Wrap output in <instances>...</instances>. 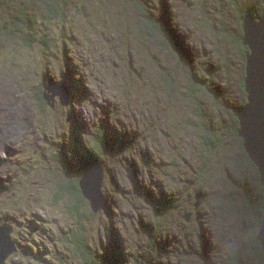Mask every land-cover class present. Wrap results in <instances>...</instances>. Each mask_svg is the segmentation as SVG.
Segmentation results:
<instances>
[{
  "label": "rangeland",
  "instance_id": "374dc122",
  "mask_svg": "<svg viewBox=\"0 0 264 264\" xmlns=\"http://www.w3.org/2000/svg\"><path fill=\"white\" fill-rule=\"evenodd\" d=\"M1 1L0 26L30 21L34 44L0 43V263L82 264L66 242L82 217L94 264H264V186L235 116L264 0L259 15L258 0H53L59 16ZM104 130L106 208L82 193L72 216L56 184Z\"/></svg>",
  "mask_w": 264,
  "mask_h": 264
},
{
  "label": "water",
  "instance_id": "95a60500",
  "mask_svg": "<svg viewBox=\"0 0 264 264\" xmlns=\"http://www.w3.org/2000/svg\"><path fill=\"white\" fill-rule=\"evenodd\" d=\"M254 19L252 16H248L244 21L245 35L242 41L249 50L244 77V88L248 93V100L237 113L241 121V130L238 135L244 137L245 143L243 145L247 150V156L259 169L260 180L264 185V12L258 18L259 24L255 25ZM95 170H98L99 174ZM102 174L104 175L100 165L85 167L80 182L83 195L95 209L98 208L94 205H102L103 203L102 208H106L101 194ZM92 188L96 189L97 192H94ZM262 211L259 221L260 233L257 240L261 242L264 254V205ZM0 235H4V232L1 231Z\"/></svg>",
  "mask_w": 264,
  "mask_h": 264
},
{
  "label": "trees",
  "instance_id": "16d2710c",
  "mask_svg": "<svg viewBox=\"0 0 264 264\" xmlns=\"http://www.w3.org/2000/svg\"><path fill=\"white\" fill-rule=\"evenodd\" d=\"M0 2L2 3L1 0H0ZM239 4H240V0H239ZM48 5H49V7H47L46 10L48 12H51V14L53 16H59L61 14V12H58V5H56L53 0H51L50 3L48 2ZM248 9L250 10V12H253L256 15L261 14L263 11L262 0H258L255 4H253L252 6H249ZM65 13H66V11H65ZM53 16H51V17H53ZM16 20L18 22H12V25H10V23H8V24H3L2 26H0V43L2 41H12V42L15 41L16 42V40H19L17 42L22 43V45L24 47V48L21 47L22 49H25V48L31 49L33 47V44H34V42L32 40V37H33L32 33L28 32L24 29V27H26V26H31V22L30 21L24 22V20L20 16H18ZM160 31L161 32H159V33L162 36H164L165 34H164V32H162L161 27H160ZM240 45H241V48H240ZM238 46L240 49H242V50H240L242 52V55H243V52H245V51H246V54H247V52H249L248 48H246L245 46L242 45L241 40H240V44ZM1 58L4 59L5 56L2 55ZM7 60H8V58H7ZM9 62H13V61L9 60ZM69 76L70 75H68L66 77L68 78ZM242 87L244 88V79L242 81ZM235 116H236V113H235ZM235 126H238V123ZM236 130H237V128H236ZM105 135L106 134H104V133H102V135H101V132H100V134H97V136H96V138L98 139L97 148L94 147V145L91 146V147H93V150L91 148L90 150H88V152H86L88 154V156H90V158L86 162L82 158V164L78 163L75 166L76 170L83 171L84 166L87 167L90 164L101 165L103 167V164L100 162V157L96 156L95 152L98 149L101 151L108 149V146L104 145ZM117 136H118L117 140L119 142L120 134H117ZM99 137H102L103 140L101 141ZM206 137L204 138L205 141H207ZM98 146H99V148H98ZM90 151H92V152H90ZM247 162L251 165H254L249 160V157H247ZM69 164L71 165V163H69ZM103 171H104V169H103ZM80 174H81V177L77 176V174H75V176H74L77 179L76 183L73 182L74 180L72 182L67 180V181H63L61 183L56 184V187L60 186V189H59L58 193L56 194V196H57L56 201L58 204H65L68 201L67 199L70 197L73 201V204L66 211H70L72 216H73V213H78L82 216L83 209H84V208H82L84 206V203H83L84 198L81 196L82 191H81L80 184H79L80 179L83 176V172H81ZM262 191H264V188H262ZM65 200H66V202H64ZM262 204L256 206L255 207L256 210H254L255 214H259V218L261 217L262 212H263L262 211V207H263ZM258 221H259V219H258ZM83 222H84L83 218L80 217V221H79V223H77L79 226L72 233L73 238H71V240L68 239L66 242L71 247L73 254L78 256L80 263H82V264H94L92 261L93 260V253L92 252L93 251H90L89 249L86 250L87 247L89 246V244H88V239H87L86 233L83 232V229H84V227L82 226ZM77 229H78V231H77ZM80 231H82V233H79ZM258 244L260 245L259 242H258ZM256 250L258 251V249H256ZM260 254H261V257L263 259V254L261 252H260ZM260 254H259V256H260Z\"/></svg>",
  "mask_w": 264,
  "mask_h": 264
},
{
  "label": "bare ground",
  "instance_id": "6f19581e",
  "mask_svg": "<svg viewBox=\"0 0 264 264\" xmlns=\"http://www.w3.org/2000/svg\"><path fill=\"white\" fill-rule=\"evenodd\" d=\"M255 19L253 20V23L255 24V25H257V24H259L260 22L258 21V18L257 17H254ZM182 46V45H181ZM246 46V45H245ZM247 47V46H246ZM247 64H248V57H247V60H246V68H247ZM188 65V64H187ZM66 84L68 85V86H70L71 87V84H70V82H69V80L68 81H66ZM53 85V87H51ZM52 85L49 87V89L50 90H54L55 88H58V83L57 82H55L54 81V83H52ZM72 88V87H71ZM72 96V95H71ZM48 97V95L46 96V98ZM60 98H61V100H63V96L61 95L60 96ZM61 102H63V101H61ZM241 107V106H240ZM243 107V106H242ZM238 109V108H237ZM236 111V110H235ZM237 111H236V118H237ZM239 121V123H240V120H238ZM241 128V127H240ZM107 133H108V131H107ZM88 150H89V148H88ZM144 151V150H143ZM190 151V150H189ZM190 153V152H189ZM249 157V156H248ZM249 159H250V161L254 164V165H256L252 160H251V158L249 157ZM85 167V166H84ZM100 167L101 168H103L101 165H100ZM165 168V167H164ZM164 172V171H163ZM264 186V185H263ZM181 199V198H180ZM171 200V199H170ZM182 200V199H181ZM181 200H180V202H181ZM177 201H179V199L177 200ZM3 225H5L6 226V224H3ZM37 232V231H36ZM1 242V241H0ZM4 242V241H3ZM259 242V241H258ZM260 243V245H261V242H259ZM0 246H1V244H0ZM10 247V245H6L4 248H2L3 250H8V248ZM261 247H263L262 245H261ZM7 253H6V251H4L3 252V254H2V256H5ZM263 256H264V254H263ZM263 259H264V257H263ZM7 263V262H6ZM1 264V263H0Z\"/></svg>",
  "mask_w": 264,
  "mask_h": 264
},
{
  "label": "flooded vegetation",
  "instance_id": "af4514ba",
  "mask_svg": "<svg viewBox=\"0 0 264 264\" xmlns=\"http://www.w3.org/2000/svg\"><path fill=\"white\" fill-rule=\"evenodd\" d=\"M104 134H105V130H104ZM208 134V133H207ZM214 135L213 134H208L207 135V137H206V139L207 140H212V139H214V137H213ZM100 138V140L102 141L103 139H102V137H99ZM123 141V139H119V142H122ZM109 143V142H108ZM98 144V143H97ZM90 152H92V151H90Z\"/></svg>",
  "mask_w": 264,
  "mask_h": 264
}]
</instances>
